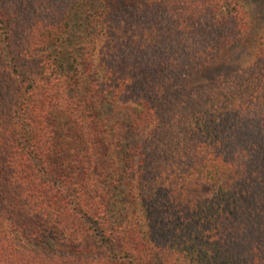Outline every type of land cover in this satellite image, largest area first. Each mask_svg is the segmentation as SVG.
Wrapping results in <instances>:
<instances>
[{
	"label": "trees",
	"instance_id": "trees-1",
	"mask_svg": "<svg viewBox=\"0 0 264 264\" xmlns=\"http://www.w3.org/2000/svg\"><path fill=\"white\" fill-rule=\"evenodd\" d=\"M239 0H0V264H264V38Z\"/></svg>",
	"mask_w": 264,
	"mask_h": 264
},
{
	"label": "rangeland",
	"instance_id": "rangeland-1",
	"mask_svg": "<svg viewBox=\"0 0 264 264\" xmlns=\"http://www.w3.org/2000/svg\"><path fill=\"white\" fill-rule=\"evenodd\" d=\"M248 11L252 27L246 41L239 43L211 69L203 71L195 78V82L203 81L213 76L241 69L253 61L257 43L264 38V0H239Z\"/></svg>",
	"mask_w": 264,
	"mask_h": 264
}]
</instances>
